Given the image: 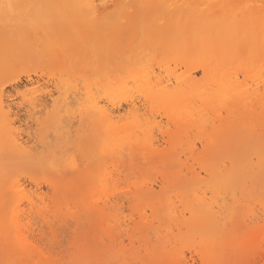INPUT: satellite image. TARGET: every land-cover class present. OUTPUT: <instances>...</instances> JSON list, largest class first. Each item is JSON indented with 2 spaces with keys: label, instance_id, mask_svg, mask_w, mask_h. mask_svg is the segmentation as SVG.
Listing matches in <instances>:
<instances>
[{
  "label": "rangeland",
  "instance_id": "rangeland-1",
  "mask_svg": "<svg viewBox=\"0 0 264 264\" xmlns=\"http://www.w3.org/2000/svg\"><path fill=\"white\" fill-rule=\"evenodd\" d=\"M46 17L49 20L42 21ZM73 17L75 18L71 19ZM83 17L85 16H23L18 25L23 27L25 37L32 34L35 24L40 25V51L35 58L0 72V159L10 158L1 152V147L16 140L22 144L27 155L22 159L24 162L41 163L39 167L43 166H2L1 172L10 173L13 182L21 185L8 196L7 201H3V205L9 209V234L12 237L18 235L24 241L34 240L33 243L39 250L49 253L52 264L56 260L55 264H73L70 257L77 251L76 242L81 239L89 240L93 235L102 241L101 245L104 243L126 252L125 264H152L146 239L151 242H165L162 250L167 249V258L156 264H204L200 252L202 248H211L207 246L209 240L197 234L189 236L185 225L189 213L183 209L176 193H168L169 202L175 205L177 211V219L166 223L169 227L160 224L152 203H133L136 194L148 187H152L155 193L161 190L160 175L163 166L148 169L146 173L139 172L140 169L135 166L129 169L127 162L116 161L113 167L111 158L106 154L107 148L99 146L105 141L104 133L108 131L106 115L111 114V120L115 125L119 124V127L126 125L128 128V125L131 127L136 124L133 128L139 132L140 139L146 137L150 146L160 152L158 155L161 158L174 162L173 166L178 172L187 177L188 172L190 176L196 172L200 175L199 178L208 179L199 158L202 155L203 134L198 133L196 128H190L192 119L197 116L196 109L190 112L188 108V113L194 117H186L183 114L188 110L181 104L178 103L175 110L169 111L165 110L168 105L163 108V104L156 103L147 96V90H157L164 87L163 85L169 90L175 89L172 92L179 89L180 94L187 93L188 87L181 84L185 83L182 81H185L183 79L189 72L202 81L201 70L194 67L187 50L173 51L165 55L158 49L166 44L173 47L179 40L181 31L188 26H177L175 30L172 28L167 31L165 24L171 21L166 19L164 22L156 20L159 22L157 25L121 24L114 27L109 25L107 16H98L105 18L100 23L81 19ZM258 29H262L264 33V20ZM113 46H119L114 52L119 65L123 63L124 68H129L128 62L137 66L142 64L143 72L141 70L136 76L132 73L128 75L126 68L122 75L129 81L111 94L108 84L106 85V76ZM124 60L127 62H122ZM119 69L117 67L116 72L121 74ZM141 74L145 75L147 83L143 82V77L139 76ZM239 80H243L240 73ZM157 82V85L164 84L152 86ZM257 83L256 85L252 80H246L249 89L258 87L262 91L263 74ZM256 105V111H260L258 113L264 117V110L259 104ZM207 114V121L203 122L206 130L216 122L214 112ZM221 114L225 115V112L221 111ZM141 123L148 129L140 125ZM142 127L143 132L138 130ZM96 144L100 150L95 152ZM100 151L102 154L98 156L96 153ZM88 164L92 165V170L87 168ZM65 166L71 167L70 171L74 170L73 173H80L82 176H99L97 193L92 198L95 205L93 211L88 210L90 213H84L83 208L74 209L72 205L69 210L60 211V214L53 213L52 185L59 176H65ZM110 170L121 176L113 188L110 186L111 181L108 182ZM124 174L129 175L124 177ZM139 174L147 176V179H139ZM111 189L112 196L108 194ZM204 191L207 201L216 199L208 188ZM174 201L176 202L173 203ZM251 204L255 217L250 212L251 215L242 216L238 223L235 222L237 225L228 223L227 228L237 238V245L240 244V239L243 244H248L245 252H250L256 245L264 254V205L260 202ZM214 209L217 210L215 204ZM0 226L2 231V224ZM242 234L245 238H242ZM87 235L91 237L87 238ZM53 256L57 258L54 260ZM260 256L261 254L257 261L250 260L246 263L264 264V255ZM109 263L120 264L122 260ZM246 263L239 260L237 264Z\"/></svg>",
  "mask_w": 264,
  "mask_h": 264
},
{
  "label": "bare ground",
  "instance_id": "bare-ground-1",
  "mask_svg": "<svg viewBox=\"0 0 264 264\" xmlns=\"http://www.w3.org/2000/svg\"><path fill=\"white\" fill-rule=\"evenodd\" d=\"M23 16H85L81 19L93 20L94 23H100L105 19L98 16H107L109 25L114 27L121 24L157 25L159 22L156 20L164 22L169 19L171 22L165 24L167 31L177 26H188L186 30L181 31L179 40L173 44V47H170L171 44H166L158 49L165 55L173 51L187 50L186 53L194 67H199L201 70L202 81H199L201 78L197 80L195 74L189 72L183 79L185 81H182L185 83L181 84L188 87L187 93L180 94L179 89L172 92L174 88L169 90L163 85L164 83H161L160 85L164 87L147 90L149 91L147 96L155 100L154 102L163 104V108L168 105L165 110H175V105L178 103L184 109L190 108V112L196 109L197 116L193 115L190 128H196L198 133L203 134V149L199 158L200 164L202 163L205 173L209 176L208 179L199 178L200 175L196 172L191 174L192 176L188 172L189 177L178 172L173 166L174 162L161 158L158 155L160 152L150 146L146 137L140 139L139 132L133 128L136 124L131 127L128 125V128L125 127L126 125L119 127V124L115 125L111 120V114L106 115V121L109 122L108 131L104 133L105 141L99 146L107 148L106 154L111 158L113 167L116 161L127 162L129 169L135 166L136 169H140L139 172L146 173L148 169L163 166L160 175V192L155 193L152 187H148L142 191L143 193L139 192L142 194H136L133 203L135 205L143 202L152 203L160 224L169 227L166 223L177 219V211L175 205L169 202L168 193H176L183 209L189 213L185 222L189 236L197 234L209 240L207 246L211 248L204 247L205 249L202 248L200 252L204 264H237L239 260L246 263L250 260L257 261L260 254L263 257V251L261 252L256 245L250 252H245V246L248 244H243L241 239L240 244L237 245V238L231 229L227 228V224L238 223L242 216L250 212L254 218L256 214L255 211H251L253 207L251 203L260 202L264 205V117L258 113L260 111H256V104L264 110V89L261 87L263 89L261 91L258 87L254 89L251 87L250 90L251 88L246 85L247 79L257 85L260 75H264V33L262 29H258L264 20V0H0V72L29 61L32 57L35 58L40 51V25L35 24L32 34L25 37L23 27L20 26L21 24L18 25ZM46 18L42 21L49 20ZM118 48L119 46H113L110 50L112 55L108 64L107 82L106 79L104 80L111 94L114 91L116 93L129 81L122 75L127 67L124 68L125 64H121V61L119 63L123 67H120L114 57V52ZM127 65L131 69L130 71L127 68L128 75L132 73L136 76L141 70L143 72L142 64L137 66L128 62ZM117 67L120 68L121 74L116 72ZM239 73L243 76V80H239ZM144 74L139 76L147 83ZM157 84L159 83L152 86ZM189 110H185L186 113L183 115L192 117L188 113ZM221 111L225 112V115H222ZM211 112H214L216 122L211 124L208 121L207 123L212 126L209 129L207 127L206 130L203 122L207 121V113ZM176 120L181 121L179 118ZM140 125L144 127L143 123ZM142 128L138 130L143 132L144 128L148 129V127ZM99 146L95 145V152L100 150ZM1 152L10 158L0 159V224L3 226L2 231L0 230L2 234L0 264H52L49 253L39 250L33 243L34 240L24 241L18 235L19 239L17 236H10L7 228L10 226L7 224L10 219L9 209L4 206L5 204L3 205V201H7L8 196L21 185L18 186L13 182L10 173H2V166L15 167L24 164L39 167L41 163L24 162L25 160L22 159L27 155L22 144L16 140L2 146ZM98 153H96L98 156L102 154L101 151ZM65 167V176H59L52 185L53 213L58 214L63 209L69 210L70 205L72 208L75 207L74 209L83 208L84 213L88 210L93 211L95 201L93 202L92 198L97 193L99 176L97 177L96 174L82 176L80 173H73L74 170L70 171L71 167ZM91 167V164L87 165V168L92 170ZM109 172L111 174L109 173L108 182L111 181L110 186L113 188L121 176L115 175V171V173L111 170ZM129 174L123 176L127 177ZM108 177L106 176L107 179ZM138 178L146 180L147 176L139 174ZM207 188L215 195L214 201L205 199L204 189ZM108 194L112 196L113 190L108 191ZM214 204L217 210L214 209ZM246 228L250 229L247 226ZM88 237L91 236L87 235ZM242 238H245L244 234ZM149 240L146 239V244L152 264L165 260L167 249L162 250L165 242ZM101 242L94 235L89 240L81 239L76 242L77 251H74L75 253L73 252L70 257L73 264H108L109 261L117 260H122L120 264H125L126 252L120 248H111L112 246L104 243L101 245ZM56 258L54 257V260Z\"/></svg>",
  "mask_w": 264,
  "mask_h": 264
}]
</instances>
